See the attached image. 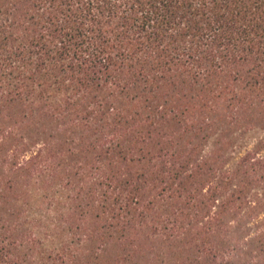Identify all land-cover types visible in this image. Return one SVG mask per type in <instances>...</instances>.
I'll use <instances>...</instances> for the list:
<instances>
[{
	"label": "trees",
	"instance_id": "1",
	"mask_svg": "<svg viewBox=\"0 0 264 264\" xmlns=\"http://www.w3.org/2000/svg\"><path fill=\"white\" fill-rule=\"evenodd\" d=\"M221 110L264 115V0H0V264H264Z\"/></svg>",
	"mask_w": 264,
	"mask_h": 264
},
{
	"label": "rangeland",
	"instance_id": "2",
	"mask_svg": "<svg viewBox=\"0 0 264 264\" xmlns=\"http://www.w3.org/2000/svg\"><path fill=\"white\" fill-rule=\"evenodd\" d=\"M252 112L237 111H219L215 112L222 118V122H216L210 129L209 136L200 140L203 144L201 154L208 153L213 150L218 159L225 165L226 169H232L240 157L249 150L260 147L264 151V115L257 119L252 120ZM211 114L205 111L200 116ZM213 114V113H212ZM203 134V133H202ZM205 134V133H204ZM190 138L189 135L181 134L178 140ZM41 139L38 137L37 141ZM55 185L52 190H57ZM58 199L63 197L58 191ZM163 245V244H162ZM165 246V245H163ZM164 250H167L164 248ZM169 257V252H167Z\"/></svg>",
	"mask_w": 264,
	"mask_h": 264
}]
</instances>
